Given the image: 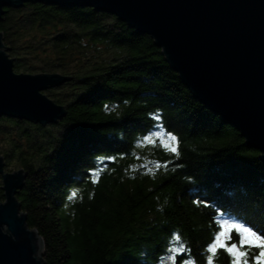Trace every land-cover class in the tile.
Returning <instances> with one entry per match:
<instances>
[{"label": "trees", "instance_id": "16d2710c", "mask_svg": "<svg viewBox=\"0 0 264 264\" xmlns=\"http://www.w3.org/2000/svg\"><path fill=\"white\" fill-rule=\"evenodd\" d=\"M0 33L15 73L71 78L48 93L66 110L56 124L0 119V155L27 174L16 199L44 264H232L210 251L225 222L264 236L258 152L192 97L148 36L41 4L8 9ZM156 131L178 138V157Z\"/></svg>", "mask_w": 264, "mask_h": 264}, {"label": "water", "instance_id": "95a60500", "mask_svg": "<svg viewBox=\"0 0 264 264\" xmlns=\"http://www.w3.org/2000/svg\"><path fill=\"white\" fill-rule=\"evenodd\" d=\"M91 9L148 36L192 97L234 128L264 166V0H0ZM71 81L61 74H17L0 35V119L54 125L63 106L44 93ZM0 155V264H44L43 244L16 196L27 174L6 171Z\"/></svg>", "mask_w": 264, "mask_h": 264}, {"label": "snow or ice", "instance_id": "6c2138e0", "mask_svg": "<svg viewBox=\"0 0 264 264\" xmlns=\"http://www.w3.org/2000/svg\"><path fill=\"white\" fill-rule=\"evenodd\" d=\"M157 138L163 141V147L168 150L170 153L175 156L180 155L179 140L173 134H168V137H165V134L156 131L154 134ZM171 139L175 141V145L171 146L167 140ZM149 141H152L153 136H147ZM157 168L167 167V164L161 165L157 163ZM200 203V201H197ZM223 231L218 236L217 243L210 249L212 253H217L219 249L223 248L227 251L229 255L233 257V264H248L249 251L245 249L259 248L260 253L258 256H255V264H262L264 262V236H260L257 232L253 231L251 227L246 226V224L229 220L223 224ZM236 232L238 235V243L231 242V234ZM177 241L180 240V236L177 235ZM172 260H176V256L172 257ZM210 264L213 262L210 261Z\"/></svg>", "mask_w": 264, "mask_h": 264}, {"label": "rangeland", "instance_id": "374dc122", "mask_svg": "<svg viewBox=\"0 0 264 264\" xmlns=\"http://www.w3.org/2000/svg\"><path fill=\"white\" fill-rule=\"evenodd\" d=\"M30 64L32 65V68H34V66H37L36 68H39V64H40V61H38V60H36V61H31L30 62ZM34 70V72H32V73H29V74H32V75H34V74H59V73H42L41 71H40V69H37V71H36V69H33ZM23 74H25L24 72H22ZM28 74V73H27ZM66 77H68V76H66ZM55 89H57L58 90V88H55ZM55 89H51L52 90V92H57V90H55ZM51 90H48V91H46L44 94L49 98V92H51ZM50 100H52L53 101V99L52 98H49ZM6 169V168H5ZM17 169H15V170H13V171H16ZM211 254H214V253H212L211 252ZM226 254L230 257V259H231V262H232V264H233V257L231 256V255H229L228 253H227V251H226ZM167 259H169V258H167ZM248 260L250 261V262H248V264H255V257L254 258H252V259H250L249 257H248ZM210 261L211 262H213L214 261V259L213 258H208V260H207V264H210ZM262 264H264V262H262Z\"/></svg>", "mask_w": 264, "mask_h": 264}, {"label": "flooded vegetation", "instance_id": "af4514ba", "mask_svg": "<svg viewBox=\"0 0 264 264\" xmlns=\"http://www.w3.org/2000/svg\"><path fill=\"white\" fill-rule=\"evenodd\" d=\"M5 10H6V13H7V10H8V9H5ZM6 13H5V15H6ZM5 15L2 16V18H1V20H0V24L3 22V19H4ZM0 35L2 36V42H3V45H4L3 35H2L1 33H0ZM4 48L7 49V54H8L9 49H8L5 45H4Z\"/></svg>", "mask_w": 264, "mask_h": 264}]
</instances>
